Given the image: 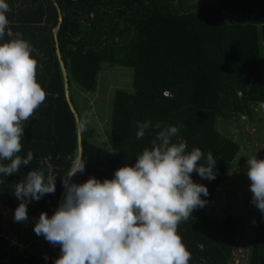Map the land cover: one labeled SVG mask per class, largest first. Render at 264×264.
I'll return each mask as SVG.
<instances>
[{
	"label": "trees",
	"instance_id": "trees-1",
	"mask_svg": "<svg viewBox=\"0 0 264 264\" xmlns=\"http://www.w3.org/2000/svg\"><path fill=\"white\" fill-rule=\"evenodd\" d=\"M11 11L4 41L22 33L38 61L37 81L46 99L25 122L22 156L32 151L31 165L6 178L0 176V206L15 210L20 200L13 190L33 169L56 177V190L28 204V221L35 225L42 211L51 216L64 189L63 174L78 155L76 120L64 93V78L56 54V39L69 80L86 93L97 89L103 67L133 69L132 90L114 93L108 135L116 151L82 136L85 170L72 178L83 183L90 176L111 179L116 169L133 165L137 155L158 131L146 130L137 139V121L180 127L173 142L188 150L210 151L217 160L216 178H192L207 186V203L227 178L240 151L234 138L217 128V120L240 114L253 119L256 106L264 112V0H8ZM59 6L62 20L59 22ZM234 9L239 17L225 20ZM230 11V10H229ZM10 32V33H9ZM168 90L171 96H164ZM78 113V110H77ZM79 116V113H78ZM80 120V116H79ZM197 208L178 226L191 252L189 264H235L233 253L242 218ZM30 251L0 235V264H54L59 245ZM264 264V214L254 216V235L246 263Z\"/></svg>",
	"mask_w": 264,
	"mask_h": 264
},
{
	"label": "clouds",
	"instance_id": "clouds-1",
	"mask_svg": "<svg viewBox=\"0 0 264 264\" xmlns=\"http://www.w3.org/2000/svg\"><path fill=\"white\" fill-rule=\"evenodd\" d=\"M10 11L8 0H0V176L4 178L31 165L33 152L21 155L25 122L46 99L36 79L33 46L19 32L15 39H3ZM89 123L87 118L76 121L77 136L88 131ZM137 127V139L150 127L158 131L136 162L116 169L111 179L90 176L83 183L72 182L85 170L86 160L82 155L71 158L62 179L64 198L51 216L42 211L34 225L36 235L59 245L54 264H189L191 252L178 226L203 208L209 195L207 186L191 174L214 180L217 160L210 151L205 155L198 147L189 151L184 141L173 142L182 125H153L147 120L137 121ZM102 150L118 152L111 141ZM246 174L251 202L264 214V159L248 157ZM56 177L32 168L17 182L12 191L20 200L15 222L28 219L31 201L55 192Z\"/></svg>",
	"mask_w": 264,
	"mask_h": 264
},
{
	"label": "rangeland",
	"instance_id": "rangeland-1",
	"mask_svg": "<svg viewBox=\"0 0 264 264\" xmlns=\"http://www.w3.org/2000/svg\"><path fill=\"white\" fill-rule=\"evenodd\" d=\"M230 10V11H229ZM225 12V20L233 22L239 12L229 9ZM133 69L127 66H105L98 74L97 89L86 93L78 85L72 84V97L76 104L80 119L89 120L85 137H91L96 143L110 142L108 135L109 121L114 93L117 89L132 90ZM254 118L248 119L240 114L230 121L217 120V128L224 134L234 138L240 144V151L233 161L227 178L217 188L214 197L207 203L206 210L210 214L222 216L231 212L241 216V229L233 253V262L246 263L254 235V216L257 207L253 204L250 191V180L246 174L248 157L257 156L264 159V112L257 105ZM248 156V157H247ZM8 214V213H5ZM0 211V235L20 243L30 251L47 250L45 238L34 232V225L28 221L15 222L14 212L8 215ZM5 218V219H4Z\"/></svg>",
	"mask_w": 264,
	"mask_h": 264
},
{
	"label": "water",
	"instance_id": "water-1",
	"mask_svg": "<svg viewBox=\"0 0 264 264\" xmlns=\"http://www.w3.org/2000/svg\"><path fill=\"white\" fill-rule=\"evenodd\" d=\"M56 6H57L58 13H59V22H61L62 14H61L59 6L57 4H56ZM55 47H56V54H57L59 64H60V67H61V70L63 73V78H64L65 99L68 102V105H69L72 113L75 116V120L78 121L79 116H78L77 110L75 109V107L71 101L70 95H69V80H68V76H67V70H66L64 61L62 60V57H61V53H60V49H59L57 39H56V46ZM77 142H78V155H82V136H77ZM64 194H65V188L63 189V191L59 197L58 206H59L60 202L62 201V199L64 198Z\"/></svg>",
	"mask_w": 264,
	"mask_h": 264
},
{
	"label": "crops",
	"instance_id": "crops-1",
	"mask_svg": "<svg viewBox=\"0 0 264 264\" xmlns=\"http://www.w3.org/2000/svg\"><path fill=\"white\" fill-rule=\"evenodd\" d=\"M0 211H3V214L5 213H8V214H12L14 211L9 209V208H6L5 206H0ZM8 214H5V215H8ZM14 217V216H13ZM5 219V218H4ZM0 222H1V216H0ZM237 264V263H236Z\"/></svg>",
	"mask_w": 264,
	"mask_h": 264
},
{
	"label": "built area",
	"instance_id": "built-area-1",
	"mask_svg": "<svg viewBox=\"0 0 264 264\" xmlns=\"http://www.w3.org/2000/svg\"><path fill=\"white\" fill-rule=\"evenodd\" d=\"M163 95L164 96H171V93L168 90H166V91L163 92ZM243 118H244V116H243Z\"/></svg>",
	"mask_w": 264,
	"mask_h": 264
}]
</instances>
